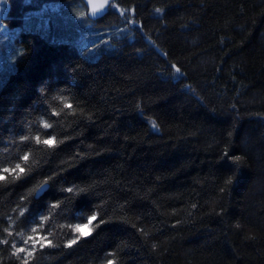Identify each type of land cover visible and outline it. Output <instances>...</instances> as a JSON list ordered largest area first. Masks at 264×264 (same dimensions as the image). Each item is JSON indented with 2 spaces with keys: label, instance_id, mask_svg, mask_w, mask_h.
Here are the masks:
<instances>
[{
  "label": "trees",
  "instance_id": "trees-1",
  "mask_svg": "<svg viewBox=\"0 0 264 264\" xmlns=\"http://www.w3.org/2000/svg\"><path fill=\"white\" fill-rule=\"evenodd\" d=\"M6 1L0 264H264V0Z\"/></svg>",
  "mask_w": 264,
  "mask_h": 264
},
{
  "label": "rangeland",
  "instance_id": "rangeland-1",
  "mask_svg": "<svg viewBox=\"0 0 264 264\" xmlns=\"http://www.w3.org/2000/svg\"><path fill=\"white\" fill-rule=\"evenodd\" d=\"M8 3L6 0H0V43H4L8 46L9 49L14 48L12 45H14L15 42V37H18L19 34L24 31L28 30L30 32H43L44 31V26L41 23V20H44L42 16L37 15V17H31L27 18L23 25L17 29H10L4 22V17L6 16L8 12ZM36 16V14H35ZM41 18L39 21L38 18ZM56 36V40H61L64 42H68L69 44L76 46L79 51L85 56L87 59L91 61H96L99 59L98 54L95 52L96 49L91 48L89 45H86V41L84 38H77L76 37H69V36H64L63 34ZM54 36V37H55ZM103 37V35L98 31L97 34H95L93 41H98ZM11 40V43L8 44V41ZM81 40V41H80ZM94 43V42H91ZM2 68V67H1ZM15 68V67H14ZM13 68V69H14ZM82 232L84 236H88L89 229L87 227L82 228ZM37 243V242H36Z\"/></svg>",
  "mask_w": 264,
  "mask_h": 264
},
{
  "label": "water",
  "instance_id": "water-1",
  "mask_svg": "<svg viewBox=\"0 0 264 264\" xmlns=\"http://www.w3.org/2000/svg\"><path fill=\"white\" fill-rule=\"evenodd\" d=\"M87 9V18L90 21L96 22L102 19L108 12L110 6V0H92V4L89 3V0H81ZM93 4L95 5L96 11L93 12ZM48 189L47 185L42 186L37 192V198L42 196L44 192Z\"/></svg>",
  "mask_w": 264,
  "mask_h": 264
},
{
  "label": "snow or ice",
  "instance_id": "snow-or-ice-1",
  "mask_svg": "<svg viewBox=\"0 0 264 264\" xmlns=\"http://www.w3.org/2000/svg\"><path fill=\"white\" fill-rule=\"evenodd\" d=\"M89 3L92 4V0H89ZM105 3H107V0H105ZM95 11H96V9H95V5L93 4V12H95ZM157 11H159V10H157ZM173 68L175 69V71H176L177 73L181 72V69H180L179 67L173 65ZM69 107H71V105H69ZM152 126H153V128L156 127L155 122L152 123ZM45 127H47V125H45ZM44 143L47 144V145H49V146H55V139L53 138V139H50V140H45ZM27 159H28V157H25V160H27ZM5 171H7V170H5ZM23 171H24V170L21 169V172H23ZM3 179H4V177L0 176V180H3ZM45 183H47V181H46ZM228 183L231 184L232 181L229 180ZM83 191H85V189L82 188V189H81V192H83ZM67 192L71 193V192H72V188L69 187V188L67 189ZM97 219H98L97 216H95V215L91 216L90 219H89V224H92V222L96 221ZM86 226H87V225H83V226H82V225H77V226H76V231H77L78 233L83 234V233H82V228H83V227H86ZM72 243L74 244V243H76V241L73 240ZM69 246H71V245H69ZM20 251L23 252V251H25V250H24V249H20Z\"/></svg>",
  "mask_w": 264,
  "mask_h": 264
}]
</instances>
